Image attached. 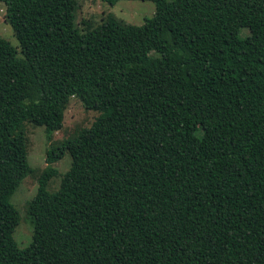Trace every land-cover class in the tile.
Returning <instances> with one entry per match:
<instances>
[{"label":"trees","instance_id":"obj_1","mask_svg":"<svg viewBox=\"0 0 264 264\" xmlns=\"http://www.w3.org/2000/svg\"><path fill=\"white\" fill-rule=\"evenodd\" d=\"M137 1L80 30L76 0H0V264H264V0ZM71 98L98 118L47 150L19 249L26 125L51 140Z\"/></svg>","mask_w":264,"mask_h":264},{"label":"rangeland","instance_id":"obj_2","mask_svg":"<svg viewBox=\"0 0 264 264\" xmlns=\"http://www.w3.org/2000/svg\"><path fill=\"white\" fill-rule=\"evenodd\" d=\"M75 26L80 30L86 28V22L90 28L100 25L108 15L114 16L120 23L132 26H142L147 19L155 14V6L149 1L122 0L114 5L101 0H76ZM6 7L0 2V38L10 43L21 57L19 43L16 40L11 26L5 21ZM245 36L242 31L240 37ZM98 118V113L88 111L77 98H71L64 112L63 127L60 131L52 134L48 140L45 129L34 125H26L27 135V161L33 173L25 178L11 197V203L19 214V225L14 232V240L19 249L27 248L32 242L33 227L26 215L28 202L36 194L39 175L48 165L46 163V152L51 145H56L64 140L72 139L85 129L89 128ZM71 164L68 154L51 166L55 168L58 175L49 182L47 190L55 192L60 183V176L65 174Z\"/></svg>","mask_w":264,"mask_h":264}]
</instances>
